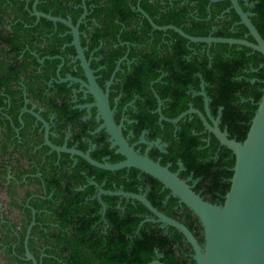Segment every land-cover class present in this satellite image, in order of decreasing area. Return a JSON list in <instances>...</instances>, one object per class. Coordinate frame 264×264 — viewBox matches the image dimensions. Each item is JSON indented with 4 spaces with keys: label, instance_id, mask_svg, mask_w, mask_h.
<instances>
[{
    "label": "trees",
    "instance_id": "1",
    "mask_svg": "<svg viewBox=\"0 0 264 264\" xmlns=\"http://www.w3.org/2000/svg\"><path fill=\"white\" fill-rule=\"evenodd\" d=\"M138 1L156 25H175L192 36L212 35L254 41L247 28L239 23L235 10L229 8V0L210 4L209 0H39L36 8L54 16L70 17L73 23L86 8L87 15L79 25L80 41L83 47H87L86 57L97 48L92 67L103 65L99 70L103 78L98 79L102 88V80L109 78L115 60L129 48L128 56L115 76L125 83V93L119 107L131 98V92L139 93L133 106L139 115L132 114L140 122L138 128L132 123L136 129L135 134H139L143 128H151L149 139L161 137V141L167 144L163 152L155 150L151 158L156 160L160 157V163L169 166L171 171H176L177 162L180 161L184 170L179 172V176L186 178L191 174L192 181L197 180L193 187L196 193L199 192L211 203L222 204L233 174L234 155L231 150L221 145L212 133L198 132L202 128L198 118L190 120L184 117V122L183 119L179 121V128L174 133L171 131L174 125L162 120V124L169 130L161 131L160 124L156 123L157 115L149 111L155 107V98L146 89V80H170L167 74L169 66L182 65L188 69L187 74L174 75L173 80H182L184 76L189 79L192 70L189 61L196 59L184 58L188 53L185 47L207 44L189 42L172 29L153 28L149 20L137 10ZM32 3L33 0H0V44L11 46L14 62L21 61L15 57L20 47H29L25 55L29 56L30 61L38 68H48L43 73L36 68L27 73L26 66L19 67L14 63L10 68L12 72L8 73L6 65H0L1 79H6V76L15 79L18 72L22 71L30 80L31 92L33 80H41L38 84H43V79L54 75L57 63L63 59L67 62V55L75 54L69 28L61 22L54 23L46 18L40 17L37 20L30 14ZM239 4L250 13V20L264 39V0H239ZM5 16L10 18L7 25H4ZM53 29L56 32L45 39L41 37L42 31ZM209 46L212 47L210 55L205 54L203 57L202 79L208 82L206 92L210 98V112L215 114L221 106L225 115H236L231 119L236 126L228 131V135L242 141L256 110V103L262 95V91L255 88L262 86L258 81L264 77L262 69L254 72L243 69L248 68L249 64V68H256L264 61V56L236 44L211 43ZM32 50L36 54L31 53ZM168 52H171V59L165 56ZM44 55L59 57L43 59L42 63L39 59ZM129 59L132 61L127 68L126 61ZM81 72L78 67V72L72 74L79 76ZM253 78L256 79L254 83L251 82ZM53 85L60 91L65 88V83ZM154 86L163 98L166 95L165 82L159 81ZM172 100L175 104L180 103V98L176 96ZM241 100L245 101L242 105L239 104ZM56 107L60 117L71 120L68 114L70 106L61 101L60 106ZM133 107H130L131 111ZM186 107L170 113L164 111V115L175 117ZM78 122V118H75L74 126ZM61 125L57 129H61ZM194 126L196 130L191 131L189 128ZM74 132L86 133L83 127H76ZM100 133L91 135L94 140L99 138L95 141L97 147L91 156L98 161L105 158L111 163L123 160L124 156L116 153V148L110 147V142L106 140L108 133L105 130ZM62 139V136L52 137L53 142L58 144ZM213 153L217 155L213 156ZM62 156L68 157L66 153H62ZM82 161L83 166L77 164L67 169L61 162L58 165L50 164L48 170H42L46 194L34 206L36 209H44L41 215H37V219L45 223L42 236L49 241L46 243L47 256L44 258L48 264H147L155 259L164 264H194L193 249L181 232L172 226L161 227L159 222L146 221L145 218L154 215L136 199L101 194L100 199L106 206L104 209L95 195V184H89L88 179L92 178L105 190L122 189L139 193L142 187V192L154 207L184 223L202 243V226L189 208L179 203L158 180L136 168L103 170ZM86 170L89 171L85 173ZM35 231L36 226L32 228V232Z\"/></svg>",
    "mask_w": 264,
    "mask_h": 264
},
{
    "label": "flooded vegetation",
    "instance_id": "2",
    "mask_svg": "<svg viewBox=\"0 0 264 264\" xmlns=\"http://www.w3.org/2000/svg\"><path fill=\"white\" fill-rule=\"evenodd\" d=\"M5 18L6 21L4 25H7L9 24L10 18L6 16ZM55 30L56 29H53L52 31H42L41 37L45 39L50 34L56 32ZM150 35L151 40L152 34L150 33ZM126 43V45L129 46L128 42ZM65 46L66 45L62 47V50ZM114 46H116V44ZM148 48L150 51L152 50L150 46ZM27 49H29V47H20L18 54H16L15 57L18 60L21 59V61L14 62V53L11 46L0 44V65H6L8 73L12 72L10 68L14 63L19 67L26 66L27 73H31L33 68H36L37 71L41 73L47 71V67L43 69L38 68L37 65L30 61L29 56L25 55ZM83 49L85 55L87 47H83ZM169 49L171 50L170 47H168V50ZM185 49L188 50V53L184 58L196 59L189 61V64L192 67V70H190L191 77L188 79L184 76L181 78L182 80H173L174 75L178 76L187 74L188 69L179 65L177 67L169 66L171 69H167V74L170 76V80H146V89L152 94V97L155 98V107L149 109V111L150 113L157 115L156 123L160 124L161 131L169 130L168 127L162 124V120L171 122L170 119H174L184 112H187L182 115L177 122H171L174 125L173 128H171L173 133L179 128V121L183 119L184 122V117H189L190 120L198 118L200 125H202V128H200L198 132L210 133L203 125L199 115L196 112H188V110L195 109L203 113L208 123L211 124L210 118L206 115L204 95L202 93L205 92L207 96L206 86L208 85V82L202 79V71L204 66L203 57L205 54L210 55L212 47L209 45L187 46ZM96 50L97 48H94L90 51L88 57H86V55L85 57L90 61V68L93 70L96 82L98 83V79L103 78L102 74L99 73V70L103 68V65H99L95 68L92 67V59L95 58L94 52ZM128 52L129 48L123 56L118 58V60H115L116 64L109 78L102 80L103 88L99 83L98 85L104 91L108 88L109 104L113 110L116 123L121 124L122 126L124 136L127 137L130 143L134 144L136 149L141 153L146 151L151 158V155L155 153V150L163 152V148L167 144L161 141V137L149 139L151 128H143L139 134H135L136 129L132 127V123L138 128L140 122L138 119L132 117V114L135 116L139 115L137 108L133 107L139 93L137 91L131 92V98L119 107V102L125 93V83L124 80H121L115 75L116 72L120 70L121 63L126 60ZM31 53L36 54V51L32 50ZM170 53L168 52L165 54L168 59L172 58ZM56 56L59 57V55H44L42 58L45 60L46 58ZM67 58L69 59L67 62L63 59L56 64L54 75L43 79V84H38V81L41 80H33L34 86L32 92L29 89L30 80H28L26 73L21 71L18 72L15 79H10L6 76V79L4 80L1 79L2 75L0 74V264H33L32 260L26 255V247L35 257L38 264H48L44 258L47 256L45 250L48 248L46 243L49 241L42 236L45 223L43 220L37 219V215H41V212L44 209H36L34 206V203L38 205L40 200L43 199L46 194L42 170L43 168L48 170L50 164L58 165L61 162L65 164L67 169L76 167L77 164L83 166L82 160L85 159L82 157L71 155L67 152H57L56 150H52L45 143L46 130L48 133V139L52 144L57 146L66 145L67 147L76 148L82 152L89 153L90 156L91 152L97 147L95 141L99 140L98 137L94 140L91 135L98 134L102 130H105L102 128L95 132L98 126L102 123V120L97 119V109L95 107L87 108L86 106L94 102L91 93L88 92L86 88L81 87V84L78 81H60V79L66 78L69 75L86 81L83 69L80 66V61L76 57V51L75 54H68ZM24 60L28 61L24 62ZM44 60L42 63H44ZM98 60L99 58L96 59V61ZM131 61V59L126 61L127 68L130 66ZM47 65L49 66V64ZM250 66L251 65L249 64V67ZM78 67L81 68L82 72L79 76H76L75 74H72V72H78ZM249 67L243 69V71L254 72L257 70L259 71V69L264 71V61L260 62L256 68ZM62 69H64L63 75L61 74ZM255 80L256 79L253 78L251 82L254 83ZM159 81L165 82L166 95L163 98L154 86V84ZM109 82L110 84L108 85ZM54 83H65L64 90L60 91L53 85ZM259 83H262V86L260 88L258 86L255 89L263 92L264 77L258 81V84ZM111 94H114V96H111ZM187 95L189 96L188 98ZM174 96L180 98L179 104L173 102L172 99ZM207 98L209 108L210 98L208 96ZM61 101L70 106L69 109L71 111L68 114L70 115L71 120L60 117L58 112L59 109H57L56 105L60 106ZM244 102V100H241L239 104L242 105ZM185 105L187 107L175 117L170 118L164 115L166 113L164 111L170 113L176 109L184 108ZM130 107H133L132 111L130 110ZM210 115L216 120L218 127L223 131L228 132L236 126L232 123L234 120H231L234 116L236 117V115H225L221 106L218 107L215 114H211L210 112ZM38 117L47 123V128ZM59 118L65 122H60ZM75 118H78L79 121L78 125L75 126L77 128L83 127V130H85L86 133L78 134L77 132H74L76 130V127L74 126ZM59 125H61V129H57ZM91 126H94V128L91 129ZM189 129L195 131L196 127L194 126ZM108 135L106 140L110 142ZM55 136H62L63 139L59 144L53 142L52 137ZM157 141H159L160 146L155 144ZM62 153H66L68 157L62 156ZM212 155L216 156L217 154L213 153ZM159 159L160 157L156 160ZM99 162H106V160L103 158V161ZM177 164L178 168L174 172H178L179 175V172L184 170V167L180 161H178ZM87 171L89 170H86L85 173H87ZM182 179H185L189 183V181H192V175L190 174ZM91 182H94V180L89 178L88 183L93 184ZM196 182L197 180L195 179L189 184L193 188L196 186ZM142 191L143 188L141 187L139 193L145 195ZM97 193L98 190L96 188V196ZM105 208L106 206L104 209ZM31 223L32 226L29 235L26 238ZM34 226H36V231L32 232ZM160 226L162 227L161 224Z\"/></svg>",
    "mask_w": 264,
    "mask_h": 264
},
{
    "label": "water",
    "instance_id": "3",
    "mask_svg": "<svg viewBox=\"0 0 264 264\" xmlns=\"http://www.w3.org/2000/svg\"><path fill=\"white\" fill-rule=\"evenodd\" d=\"M38 1L33 0L30 14L35 16L37 20L42 17L53 22H61L69 28L72 35L71 44L75 48L76 57L80 61V66L86 78V81H84L69 75L60 79V81H78L81 87L86 88L91 93L94 102L86 106L87 108L95 107L97 109V119L102 120L95 132L104 128L109 134L111 147H116L115 152L123 155L124 159L116 163L99 162L93 159L89 153L82 152L76 148L52 144L48 139L47 130L45 132V143L52 150L80 156L91 165L101 169L115 171L133 167L158 180L163 185V188L168 189L170 194L178 199L179 203L184 204L197 217L203 230L202 243H199L196 236L184 223L158 210L143 193L128 192L122 189L103 190L95 182L91 183L95 184L98 190V200L103 208L105 204L100 199L101 194L136 199L154 215V217L145 218L146 221L159 222L162 227L172 226L176 228L191 245L194 264H264V89L256 103V110L251 118L246 136L242 141L230 138L228 132L218 127L216 120L210 115L208 98L205 92H202L205 111L211 120V124L208 123L203 113L195 109L188 110V112H196L205 128L216 137L221 145L231 150L234 155L233 174L223 202L222 204L211 203L199 193H196L192 186L178 175V172L171 171L169 166L162 165L159 160H153L146 151L141 153L124 136L121 124L116 123L114 119L113 110L109 104L108 88L104 91L96 82L93 70L90 68V61L85 57L84 49L80 43L79 24L87 13L86 8L84 7L83 13L74 24L70 17L63 18L37 10ZM218 1L222 0H209V4ZM229 1V8L235 10L239 17V23L247 28L248 34L252 36L254 41H249L246 38L212 35L192 36L186 34L175 25H156L139 6V1L137 2V10L149 20L153 28L159 30L172 29L189 42H203L207 45L211 43L236 44L251 48L264 56V39L250 20V13L242 9L239 0ZM207 11H210L209 5L207 6ZM40 61L42 62L43 58ZM186 113L184 112L176 118L170 119V121L175 123ZM38 118L47 128V123L40 117ZM155 144L160 146L159 141ZM32 223L29 226L26 238L29 235ZM26 255L32 260L33 264H38L27 247ZM147 264L164 263L155 259Z\"/></svg>",
    "mask_w": 264,
    "mask_h": 264
}]
</instances>
